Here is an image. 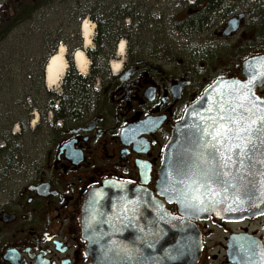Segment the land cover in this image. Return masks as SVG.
Wrapping results in <instances>:
<instances>
[{"label":"flooded vegetation","instance_id":"1","mask_svg":"<svg viewBox=\"0 0 264 264\" xmlns=\"http://www.w3.org/2000/svg\"><path fill=\"white\" fill-rule=\"evenodd\" d=\"M253 4L255 9L226 15L215 31L223 44H218L221 54H189L183 59L177 53L159 57L126 53L119 75L99 81L102 90L96 95L88 88L86 104L59 119L61 133L44 160L33 167L32 180L0 205V264H93L95 248L108 243L132 249L131 258L141 256L136 250L148 245L143 212L124 210L129 224L124 231H113L112 237L110 230L93 234L84 220L87 199L111 183L162 197L157 182L163 150L186 110L218 79L246 81L247 59L264 56V1ZM133 8L132 0H0V46L17 26L41 13L55 14L59 22L49 31L54 35L51 50L59 43L65 44L67 53L82 48L81 26L89 20L97 27V36L95 50L88 53H100L101 30L104 47L113 51L119 31L126 36L130 31L118 33L114 26L145 24ZM195 8L191 6L193 13ZM232 18L238 20L237 27L228 33ZM205 25L191 33L200 34ZM259 81L255 93L264 100V75ZM168 207L178 211L176 205ZM198 225L203 245L196 264H264V211L237 219L211 216Z\"/></svg>","mask_w":264,"mask_h":264},{"label":"water","instance_id":"2","mask_svg":"<svg viewBox=\"0 0 264 264\" xmlns=\"http://www.w3.org/2000/svg\"><path fill=\"white\" fill-rule=\"evenodd\" d=\"M237 23L229 20L228 33ZM244 66L247 81L216 80L174 127L157 184L164 199L112 183L90 194L84 210L89 232L110 230L112 237L113 231H124L130 217L123 211L130 209L143 212L148 235V245L136 250L141 256L131 258L132 249L108 243L95 248L93 264H128L130 259L135 264H196L202 250L199 220L264 211V101L255 94L264 56L250 58ZM166 204H176L178 213Z\"/></svg>","mask_w":264,"mask_h":264},{"label":"rangeland","instance_id":"3","mask_svg":"<svg viewBox=\"0 0 264 264\" xmlns=\"http://www.w3.org/2000/svg\"><path fill=\"white\" fill-rule=\"evenodd\" d=\"M199 1L201 0H132L136 4V8L132 9L133 12L136 9V18L139 20L142 16L140 21L145 24L135 22L137 24L132 26H121L120 29H130L129 36L119 31L121 36L117 37V42L123 39L126 41L127 53L152 54V57L177 53L179 58L187 59L189 54L204 57L212 53L221 54L217 53L222 49L218 44H223L214 34L226 21V15L230 16L232 12L240 10L250 11L251 6L256 8L253 3L264 0H223L222 8L211 14L205 25L206 29L200 34H194L187 28H180L179 24L184 23L183 18L186 15L194 12L191 6H196ZM56 17L55 14L35 13L10 32L0 46V149L6 146L4 138L10 140L8 151L0 152V205L10 200L19 189L32 180L30 173L33 167L44 160L49 148L54 146L61 133L62 122L54 121V112L49 108L52 97L43 91L42 85L46 91H53L58 98L62 97L61 102L57 99L51 105L52 109H56L65 101L71 86L74 85V72L84 78H91L95 69L100 72L101 76L93 79V83H81L96 95V92L102 90L99 81L103 79L108 82L116 76L111 72L110 61L121 60L116 54L108 57L106 74L104 58L98 57L95 61L87 53L90 60L89 70L86 75H82L73 63V54L67 53L66 59L70 64L62 82L54 87L55 90H48L43 77V66L55 51L51 50L54 35L49 31L59 25ZM94 31L92 46L88 51L96 48V26ZM104 51L106 55L116 53L115 50L110 51L107 46ZM232 54L233 67L230 71L234 73L232 68L235 69V56ZM35 113H38V122L33 127Z\"/></svg>","mask_w":264,"mask_h":264},{"label":"trees","instance_id":"4","mask_svg":"<svg viewBox=\"0 0 264 264\" xmlns=\"http://www.w3.org/2000/svg\"><path fill=\"white\" fill-rule=\"evenodd\" d=\"M223 4V0H201L199 1V3H197L196 8L198 9L197 12L189 15H186V17H184V23H180L179 27L180 28H187L188 30H191L192 28H194L195 30H200L203 28V26L205 25V23L209 20L211 14L217 10L218 8H220V6ZM123 27V26H122ZM114 28L116 29V31L118 32V30L121 28V26H114ZM131 28V27H130ZM104 30L100 31L99 33V37H98V46L101 49L100 53H89L90 56H92L95 61L98 60L99 58H104L105 61V71L106 74L108 73V67H107V60L108 57H111L114 55V53H109V55L104 54L106 53L104 50V44L106 43L104 41ZM118 37V36H117ZM117 42V39H116ZM115 42V43H116ZM95 63V62H94ZM103 68V69H104ZM101 75L100 72L98 70H94L91 78H84L81 75L77 74V72H74L73 75V80L74 81V85L71 86L70 90H69V94L67 96V98L65 99V101L62 102L61 106L57 107L56 109H52V104L53 102H55L57 99L59 100V102H61L62 97L58 98L53 91H46L44 86L42 85L41 88H43V91L48 95L52 97V100L49 105V108L51 110H53L54 112V121H57L61 118L64 117H68L71 115H74L78 112V109L81 108L82 106H84L86 104V99L88 97V88H85L81 85L82 82L88 81V82H92L94 77ZM70 77V76H69ZM40 88V89H41ZM32 107H34V104H32ZM23 129L25 130L24 124H22ZM3 141L6 142V146L2 147L0 149L1 153H6L8 151V149L10 148V140L8 138H4Z\"/></svg>","mask_w":264,"mask_h":264},{"label":"bare ground","instance_id":"5","mask_svg":"<svg viewBox=\"0 0 264 264\" xmlns=\"http://www.w3.org/2000/svg\"><path fill=\"white\" fill-rule=\"evenodd\" d=\"M94 29L95 24L89 20H86L82 24L81 32L83 38V48L75 51L72 57L77 71L82 75H86L89 70L90 60L85 50L90 49L92 46L93 36L95 33ZM59 46L60 47H58L57 51L49 57L44 71L46 87L49 90H55L54 87L59 82H62L61 80H63L69 67V62L66 59L67 47L62 43ZM127 46L126 41L124 39L121 40L116 49V57L120 59L124 58L127 53ZM110 69L114 75L120 74L123 70V60H111ZM34 116L35 117L32 120L33 127L38 122V113H35Z\"/></svg>","mask_w":264,"mask_h":264}]
</instances>
